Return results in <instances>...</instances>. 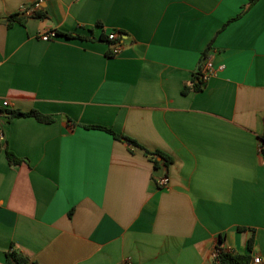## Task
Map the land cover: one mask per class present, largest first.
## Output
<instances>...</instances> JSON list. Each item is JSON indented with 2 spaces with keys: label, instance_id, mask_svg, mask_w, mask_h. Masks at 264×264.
<instances>
[{
  "label": "crops",
  "instance_id": "obj_1",
  "mask_svg": "<svg viewBox=\"0 0 264 264\" xmlns=\"http://www.w3.org/2000/svg\"><path fill=\"white\" fill-rule=\"evenodd\" d=\"M248 2L0 0V264L12 246L36 264H216L217 248L264 264V0L228 22ZM36 4L44 18L6 26ZM109 31L117 55L41 39ZM204 53L217 71L182 93ZM16 110L53 121L9 120ZM87 126L173 164L154 170Z\"/></svg>",
  "mask_w": 264,
  "mask_h": 264
},
{
  "label": "trees",
  "instance_id": "obj_2",
  "mask_svg": "<svg viewBox=\"0 0 264 264\" xmlns=\"http://www.w3.org/2000/svg\"><path fill=\"white\" fill-rule=\"evenodd\" d=\"M256 1L258 0H249L248 5L243 8L239 14L237 16H235L234 18H231L228 22H231L233 20H237L238 18H240V16L246 11L248 10ZM20 16V13H16L13 15H8L6 18V26L11 27L13 24L15 23H21L23 24V20ZM33 16L35 18H39L42 19L45 17V15L39 14L38 12H35L33 14ZM57 36H64L70 39H80V40H91V41H106L108 43H111L106 36H104L103 34L98 38V39H94L93 37L90 36H82V35H77V34H70V33H55ZM111 55V53H109ZM208 57L207 53H204L201 59V65L203 63V61ZM200 65V67H201ZM199 67V70H200ZM199 70L192 76L191 82L189 85H187L184 90L182 91V93H186L188 91H193V92H198L201 91L203 88V82L201 79V74L199 72ZM9 116L8 119H13V118H19V117H33L35 118L38 122L41 123H52L53 119L43 115L41 113H38L36 111H30V112H21V111H10L8 112ZM89 127V126H87ZM90 129H99L102 131H105L107 133H109L110 136L113 137V139L117 140V141H122L127 143L130 147H136L138 149L143 150L144 154L146 156H148V159L150 160V162L153 164L154 166V170H158L160 168V165L164 166L166 169H168L169 166H171L173 164V160L166 154L162 153L161 151H155V152H150L149 150H147L146 148H144L142 145L138 144L136 141L130 139V137L122 135V134H118V133H114L112 132L109 128H105V127H100V126H92L89 127ZM260 143H261V153L262 156L264 157V137H261L260 139ZM5 156L6 159L8 161V163L11 166H18L20 164H22V162H24L23 159L16 157L13 153H11L10 151L6 150L5 148ZM69 216H71V213H69ZM238 230H243L242 228H238ZM247 246H248V250H252V246H253V236H250L247 240ZM5 264H36L34 261H32L31 259H29L28 257H26L25 255H23V253L20 252L19 249L15 248L14 246L11 247V249L9 251H7V253L5 254ZM250 255L248 254H230V252H226L224 250L220 249V253L219 256H217V258L215 259V263L216 264H246L248 262H250Z\"/></svg>",
  "mask_w": 264,
  "mask_h": 264
},
{
  "label": "built area",
  "instance_id": "obj_3",
  "mask_svg": "<svg viewBox=\"0 0 264 264\" xmlns=\"http://www.w3.org/2000/svg\"><path fill=\"white\" fill-rule=\"evenodd\" d=\"M38 8V4L35 5V9H27L25 6H22L19 13L21 14H24V13H30V14H34L36 12V9ZM56 37V34L54 32H48L46 34H43L41 36V39L44 40V41H47V40H52ZM106 37L107 39L112 42V45H114V48L112 50V55H117L119 53V49H120V45L118 44V36L116 33L112 32V31H109L107 34H106ZM223 67H219L218 70H222ZM215 70L214 67H213V64H212V60L211 58L207 57L201 67H200V74H201V79H202V82L205 83L208 78L215 74ZM3 106H7L8 107V103L7 101H4L3 102ZM264 158V157H263ZM168 184V178L166 176H163L161 177L159 180H158V185L162 188L166 187ZM219 253H220V249L217 248L215 251H214V259L217 258V256H219ZM246 264H261V260H260V257H253L251 259L250 262L246 263Z\"/></svg>",
  "mask_w": 264,
  "mask_h": 264
}]
</instances>
